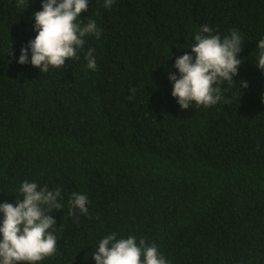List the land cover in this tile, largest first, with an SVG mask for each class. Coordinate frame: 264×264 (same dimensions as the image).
<instances>
[{
    "label": "trees",
    "instance_id": "trees-1",
    "mask_svg": "<svg viewBox=\"0 0 264 264\" xmlns=\"http://www.w3.org/2000/svg\"><path fill=\"white\" fill-rule=\"evenodd\" d=\"M41 5L0 0V203L22 200L25 180L60 189L56 252L36 264H96L112 233L155 244L169 264H264V0H88L78 22L100 37L42 73L30 49L17 62ZM204 25L238 31L242 63L214 85L217 104L185 110L169 75Z\"/></svg>",
    "mask_w": 264,
    "mask_h": 264
},
{
    "label": "clouds",
    "instance_id": "clouds-1",
    "mask_svg": "<svg viewBox=\"0 0 264 264\" xmlns=\"http://www.w3.org/2000/svg\"><path fill=\"white\" fill-rule=\"evenodd\" d=\"M113 2L104 0V7L110 8ZM18 4L25 7L27 0H18ZM41 7V11L33 13L37 35L27 47L21 48L19 64L29 63L30 49V63L41 73L50 68H64L66 61L76 58L78 50L84 48L85 36L95 34L97 39L100 37L94 20L84 23L79 19L78 22L80 14L88 8V0H42ZM212 33L209 26H201L200 32L195 34V42L187 46L192 54L185 52L175 59L174 67L179 76L171 74L169 80L173 83L171 95L181 109H189L193 104L204 107L217 104L222 96L220 88L214 85L221 79L234 81L233 77L238 73L242 63L237 58L242 48L240 34L232 30L229 36L222 38ZM256 48L259 53L255 66L264 72V39L259 40ZM93 52L94 49H89L85 58L87 68L95 70ZM243 85L247 87V82ZM19 191L22 200L0 203V214H3L0 220V264H36L56 252L53 234L56 221L51 213L54 209H61L57 203L60 189L51 191L47 186L38 187L36 182L25 180ZM69 203L73 209L88 214L85 195L72 193ZM92 258L96 264H169L155 244H146L144 239L137 244L134 236L117 239L115 233L99 241Z\"/></svg>",
    "mask_w": 264,
    "mask_h": 264
}]
</instances>
